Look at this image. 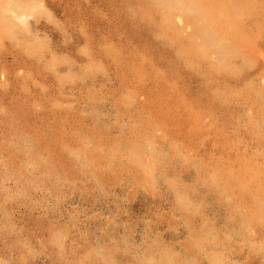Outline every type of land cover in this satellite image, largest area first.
Instances as JSON below:
<instances>
[{
	"label": "rangeland",
	"instance_id": "1",
	"mask_svg": "<svg viewBox=\"0 0 264 264\" xmlns=\"http://www.w3.org/2000/svg\"><path fill=\"white\" fill-rule=\"evenodd\" d=\"M0 264H264V0H0Z\"/></svg>",
	"mask_w": 264,
	"mask_h": 264
}]
</instances>
